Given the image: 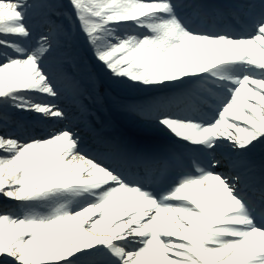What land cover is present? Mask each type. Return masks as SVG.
I'll return each instance as SVG.
<instances>
[{"label":"snow or ice","instance_id":"6c2138e0","mask_svg":"<svg viewBox=\"0 0 264 264\" xmlns=\"http://www.w3.org/2000/svg\"><path fill=\"white\" fill-rule=\"evenodd\" d=\"M0 264H264V0H0Z\"/></svg>","mask_w":264,"mask_h":264}]
</instances>
